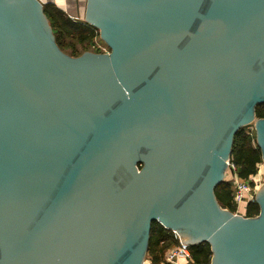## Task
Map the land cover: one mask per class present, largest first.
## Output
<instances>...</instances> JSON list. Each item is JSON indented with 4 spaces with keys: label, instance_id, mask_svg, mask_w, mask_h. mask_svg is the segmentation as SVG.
I'll return each mask as SVG.
<instances>
[{
    "label": "water",
    "instance_id": "1",
    "mask_svg": "<svg viewBox=\"0 0 264 264\" xmlns=\"http://www.w3.org/2000/svg\"><path fill=\"white\" fill-rule=\"evenodd\" d=\"M47 3L0 0V264H154V221L264 264V184L215 193L241 127L264 162V0H86L110 51L79 56Z\"/></svg>",
    "mask_w": 264,
    "mask_h": 264
},
{
    "label": "trees",
    "instance_id": "2",
    "mask_svg": "<svg viewBox=\"0 0 264 264\" xmlns=\"http://www.w3.org/2000/svg\"><path fill=\"white\" fill-rule=\"evenodd\" d=\"M45 13L53 28L58 45L63 51L72 56H79L82 52L92 47L97 52V40H102L100 30L81 17L72 18L65 9L55 3L44 5ZM258 117H264V103L256 107ZM252 125L241 127L234 137V145L231 153V161L238 167L239 175L243 179H249L257 173L258 164L263 162L261 148L256 142V132ZM231 177V175H228ZM232 179V178H231ZM231 179H226L218 184L215 193L221 204L233 212H237L239 205L234 200V187ZM244 204V203H243ZM241 204V210L245 209L248 216H256L260 213V205L257 201ZM174 234L157 221L152 223L150 242L148 248L149 258L154 264H169L164 262L165 251L174 245ZM191 254L195 264H210L213 252L208 242H202L191 246Z\"/></svg>",
    "mask_w": 264,
    "mask_h": 264
},
{
    "label": "built area",
    "instance_id": "3",
    "mask_svg": "<svg viewBox=\"0 0 264 264\" xmlns=\"http://www.w3.org/2000/svg\"><path fill=\"white\" fill-rule=\"evenodd\" d=\"M96 46L100 52L108 53L110 51V48L106 42L104 47L98 45ZM252 128L254 129V127ZM228 170L232 171L231 182L235 190L234 200L237 202V204L241 205L243 203L257 201L256 195L257 189L259 187V181L264 174L262 163L258 164L257 173L252 174L249 179H243L240 177L238 167L233 161H231V158L228 160ZM171 231L174 234V240L176 243H174V245L170 246L165 251L164 261L169 264H195L191 254V245L183 244L180 234L175 230Z\"/></svg>",
    "mask_w": 264,
    "mask_h": 264
},
{
    "label": "crops",
    "instance_id": "4",
    "mask_svg": "<svg viewBox=\"0 0 264 264\" xmlns=\"http://www.w3.org/2000/svg\"><path fill=\"white\" fill-rule=\"evenodd\" d=\"M61 5L70 15L83 14L85 12L86 0H58ZM80 12V13H79Z\"/></svg>",
    "mask_w": 264,
    "mask_h": 264
},
{
    "label": "rangeland",
    "instance_id": "5",
    "mask_svg": "<svg viewBox=\"0 0 264 264\" xmlns=\"http://www.w3.org/2000/svg\"><path fill=\"white\" fill-rule=\"evenodd\" d=\"M68 12V11H67ZM68 15H70L69 14V12L67 13ZM83 15H84V12H83ZM72 18H78L76 15H70ZM96 45H98V46H102V47H104L105 46V41H102V40H97V42H96ZM86 51H93V52H97L95 49H92V47L91 48H89L88 50H86ZM85 52V51H84ZM84 52H82V53H84ZM68 53V52H67ZM250 125H252L253 126V124H250ZM254 127V126H253ZM256 142H257V138H256ZM257 144H258V142H257ZM262 165H263V172H264V162H262ZM226 178H229V176L227 175V177ZM252 181V180H251ZM253 182V181H252ZM264 184V174H263V176H262V178H261V180L259 181V187H258V189H257V193H258V191H259V189L262 187V185ZM148 257H150L149 255H148V252H147V258ZM165 262V261H164Z\"/></svg>",
    "mask_w": 264,
    "mask_h": 264
}]
</instances>
